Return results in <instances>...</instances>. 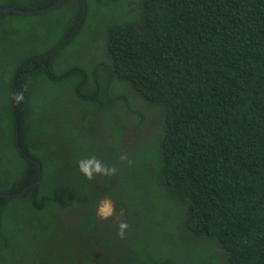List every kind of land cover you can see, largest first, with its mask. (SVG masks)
Listing matches in <instances>:
<instances>
[{
	"label": "trees",
	"instance_id": "16d2710c",
	"mask_svg": "<svg viewBox=\"0 0 264 264\" xmlns=\"http://www.w3.org/2000/svg\"><path fill=\"white\" fill-rule=\"evenodd\" d=\"M85 2L79 26L83 0L0 12V192L15 194L0 196V264H264V0ZM69 37L52 78L34 56ZM74 45L91 61L69 60ZM121 82L165 107L160 140L120 148ZM92 156L115 174L87 179ZM104 197L116 214L98 219ZM158 204L193 243L167 244Z\"/></svg>",
	"mask_w": 264,
	"mask_h": 264
},
{
	"label": "flooded vegetation",
	"instance_id": "af4514ba",
	"mask_svg": "<svg viewBox=\"0 0 264 264\" xmlns=\"http://www.w3.org/2000/svg\"><path fill=\"white\" fill-rule=\"evenodd\" d=\"M99 50L100 49H95L91 54H96ZM67 53L68 54L70 53L68 55L69 60H76L82 63L91 61V58H89L87 52L84 53L82 50H79L78 48L73 53L67 50ZM67 53H65L63 56H65ZM40 55L34 57L40 59L44 58V57H38ZM44 59H46L44 65L46 67V72L48 73V75L52 78L58 77L57 75H54L52 73L51 68L48 66L47 60L49 59V57ZM121 84L124 88L121 89V91L122 92L127 91V93L130 94L128 96L129 98L128 101L131 103L132 106L134 105L133 107L134 110L130 108V104L129 106H127V103L126 102L124 103V101H120V102L116 101L113 105H111L113 109L117 111L121 110V112H123V116L117 114L116 116L117 118L115 120H112L113 123L110 121L112 123L113 128L117 127V125L119 124L123 125L118 133V137H119L118 144H120V148L122 146H126L127 148H136L137 146L141 145L144 142H147L149 140L156 141L158 140V138H161V136L165 131V127H164V122L161 120L159 116V113L156 112L157 106L159 105L151 102H147L141 97L132 96L130 92L132 91L135 93L136 91L129 84L127 85L125 82L124 83L121 82ZM125 116L127 118L126 120H124ZM103 123H104L103 128L106 130L107 128L106 118L105 120H103ZM126 141L128 142L126 143ZM155 143L156 142H151L149 146H153ZM104 199L111 200L108 197H104ZM112 207H113V211L111 215H115L116 211L114 209L113 201H112ZM96 215L98 219H104L99 215L98 209H96Z\"/></svg>",
	"mask_w": 264,
	"mask_h": 264
},
{
	"label": "clouds",
	"instance_id": "9594fccd",
	"mask_svg": "<svg viewBox=\"0 0 264 264\" xmlns=\"http://www.w3.org/2000/svg\"><path fill=\"white\" fill-rule=\"evenodd\" d=\"M57 1V0H56ZM55 1V2H56ZM54 2V3H55ZM56 7V6H55ZM65 46V45H64ZM63 46V47H64ZM57 47V46H56ZM55 48V47H53ZM51 48V49H53ZM50 49V50H51ZM62 49V48H61ZM60 50V49H59ZM49 51V50H48ZM46 51V52H48ZM58 51V50H57ZM44 52V53H46ZM42 53L40 56L38 57H43L42 55L44 54ZM55 53V52H54ZM54 53H51L50 55L54 54ZM50 55L48 57H50ZM47 57V58H48ZM46 58V57H44ZM13 99L16 101V102H20L24 99L23 97V93L20 92V93H16L13 97ZM159 106H157V110L159 108H162L163 109V112H161L160 114V118L161 120L164 122V127H165V107L163 105H160V104H157ZM159 113V112H158ZM161 138H159L160 140ZM77 166H78V169L82 172V174L87 178V179H92L94 174H101V175H113L115 174V168H109L105 165H103L95 156H92V157H89L87 159H82L80 161L77 162ZM98 211H99V215L102 217V218H107L108 216H110L112 214V211H113V207L111 205V202L110 201H104L103 204L99 205V208H98ZM119 231L117 233L118 236H121L123 237L124 235V230L128 228V225L127 223L125 222H120L119 223Z\"/></svg>",
	"mask_w": 264,
	"mask_h": 264
},
{
	"label": "rangeland",
	"instance_id": "374dc122",
	"mask_svg": "<svg viewBox=\"0 0 264 264\" xmlns=\"http://www.w3.org/2000/svg\"><path fill=\"white\" fill-rule=\"evenodd\" d=\"M88 33V32H87ZM90 37H93V35H90ZM14 41V40H13ZM12 44V39L9 37H6L4 35V38L0 41V53H2L3 51H5L6 49L9 48V46ZM78 45H74L73 48H68V51H71V53H73L75 50H77ZM1 62V61H0ZM2 67L0 66V69ZM156 112H159V116L161 114V112H163L162 108H159ZM136 202V200L134 201ZM178 213V210H171V211H167V207L163 208L161 207L160 204H158V209L155 210L154 214L158 217V218H163L166 215H170L169 217L164 219V223L166 224V228L170 231H165V233L167 235H169L171 237V241L167 244H171V247H175V246H189L190 243L194 242V236L193 234H191V232L189 231H183V230H178L176 227L173 226L174 223V219L173 217L176 216V214ZM141 231V230H140ZM178 231V232H177ZM143 232V231H142ZM201 249H197L196 251H199ZM60 263V262H59Z\"/></svg>",
	"mask_w": 264,
	"mask_h": 264
},
{
	"label": "water",
	"instance_id": "95a60500",
	"mask_svg": "<svg viewBox=\"0 0 264 264\" xmlns=\"http://www.w3.org/2000/svg\"><path fill=\"white\" fill-rule=\"evenodd\" d=\"M62 1H63V0H57V1H56L55 3H53L52 5H50V6H46V7H43V8H33V9H26V10H25V9L15 8V7H12V6H4V7H1V8H0V12H4V11H13V12L21 13V14L40 13V12H44V11H47V10H49V9L54 8L55 6L59 5ZM86 7H87L86 2H85V0H83V11H82L81 19L79 20L78 26H79V25L82 23V21H83V18H84L85 13H86ZM78 26L76 27V29L78 28ZM70 38H71V37H69L67 40H65L63 43H61V44L58 45L57 47H55V48L49 50L48 52L44 53L42 56L47 58L51 53H54V52H56L57 50L61 49V48L67 43V41H68ZM24 154L27 156L26 153H24ZM28 157H29V156H28ZM29 158H30V157H29ZM30 159H31L32 161H35V162L37 163V165H38V169H39V163H38V161H36V160H34V159H32V158H30ZM39 173H40V171H39ZM38 180H39V174H38V179H37L34 183L29 184L28 186H26V187L24 188V190H23L20 194L24 193L26 190H28V188H30V187H32L33 185H35V184L38 182ZM14 195H15V194H8V193H1V192H0V196H14ZM104 201H110V202H111V205H112V201H111V200H107V199H105V200L102 201V204H103Z\"/></svg>",
	"mask_w": 264,
	"mask_h": 264
}]
</instances>
